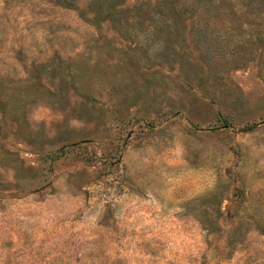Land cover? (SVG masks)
<instances>
[{
	"label": "rangeland",
	"instance_id": "1",
	"mask_svg": "<svg viewBox=\"0 0 264 264\" xmlns=\"http://www.w3.org/2000/svg\"><path fill=\"white\" fill-rule=\"evenodd\" d=\"M0 264H264V0H0Z\"/></svg>",
	"mask_w": 264,
	"mask_h": 264
}]
</instances>
